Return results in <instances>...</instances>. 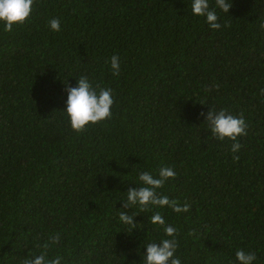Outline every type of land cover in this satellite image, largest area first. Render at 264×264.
<instances>
[{"label": "trees", "instance_id": "16d2710c", "mask_svg": "<svg viewBox=\"0 0 264 264\" xmlns=\"http://www.w3.org/2000/svg\"><path fill=\"white\" fill-rule=\"evenodd\" d=\"M228 2L216 30L191 0H33L24 23L0 27V264L54 234L46 251L63 264H142L163 232L122 200L138 172L161 167L176 175L157 191L189 206L157 209L177 229L181 264H236L237 249L264 264V0ZM81 75L112 89L113 105L75 132L63 89ZM209 107L243 116L237 152L212 136Z\"/></svg>", "mask_w": 264, "mask_h": 264}, {"label": "clouds", "instance_id": "9594fccd", "mask_svg": "<svg viewBox=\"0 0 264 264\" xmlns=\"http://www.w3.org/2000/svg\"><path fill=\"white\" fill-rule=\"evenodd\" d=\"M33 0H0V27L5 32L11 31L14 25L22 24L32 12ZM230 3L228 0H214L213 6L209 7V0H191L190 10L194 16L204 17L205 23L212 30L219 29L221 25L217 22V12H228ZM48 27L53 32L60 30V20L53 17L48 21ZM109 67L112 75L120 71L119 58L112 55L109 58ZM65 99L63 113L68 119L70 128L75 132L83 131L89 124L111 117V106L113 105V93L110 88H96L88 77L81 75L76 77L74 86L67 82L64 87ZM264 93V89L260 90ZM207 121L212 136L218 140L225 138L232 141L230 151L237 152L241 145L237 142L238 136L246 135L247 124L243 116L232 115L224 109L214 110L208 108L202 113ZM233 159L238 157L233 156ZM176 173L171 167H161L156 175L149 171L137 173L138 185L131 187L126 192L123 201L124 208L137 209L138 211H151L149 222L162 229L163 237L158 241H150L143 245L141 254L142 264H181L175 255L178 248L177 229L165 222L161 212L157 209H171L172 212L181 213L188 211V204H178L175 199H169L167 195L160 194L157 189L161 188L166 180L175 177ZM133 214L125 211L118 213V221L127 226L129 230L136 227ZM59 241V234L49 237V241L40 245L39 254L26 256L21 264H63L64 258L60 255L49 256L46 251L51 245ZM256 256L253 252H245L242 249L235 251L236 264H252Z\"/></svg>", "mask_w": 264, "mask_h": 264}]
</instances>
